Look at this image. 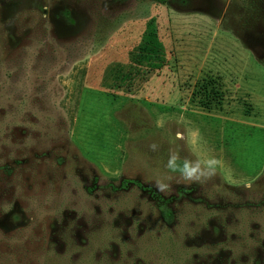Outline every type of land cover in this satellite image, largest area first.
<instances>
[{"label":"rangeland","instance_id":"obj_1","mask_svg":"<svg viewBox=\"0 0 264 264\" xmlns=\"http://www.w3.org/2000/svg\"><path fill=\"white\" fill-rule=\"evenodd\" d=\"M0 264H264V0H0Z\"/></svg>","mask_w":264,"mask_h":264},{"label":"clouds","instance_id":"obj_2","mask_svg":"<svg viewBox=\"0 0 264 264\" xmlns=\"http://www.w3.org/2000/svg\"><path fill=\"white\" fill-rule=\"evenodd\" d=\"M150 148L155 151L157 150V145L152 144ZM179 160L180 157L178 153L170 152L167 168L173 173H179V179L176 181L178 184L204 182L211 179L215 175L216 168L220 164V161L214 157L203 160L197 159L195 161L185 158L182 163H178ZM169 179H171V177H169ZM155 187L162 193L170 189V185L161 180L156 181Z\"/></svg>","mask_w":264,"mask_h":264},{"label":"trees","instance_id":"obj_3","mask_svg":"<svg viewBox=\"0 0 264 264\" xmlns=\"http://www.w3.org/2000/svg\"><path fill=\"white\" fill-rule=\"evenodd\" d=\"M158 1V0H157ZM261 163V162H260ZM260 163H257L256 164V167L254 169H257V167H260ZM129 184L128 181H125L123 186L127 187V185ZM160 213H161V216L163 218V220L167 223V224H171L173 222V220L175 219V215H174V212L169 210V209H166L165 207L161 206L160 207Z\"/></svg>","mask_w":264,"mask_h":264},{"label":"flooded vegetation","instance_id":"obj_4","mask_svg":"<svg viewBox=\"0 0 264 264\" xmlns=\"http://www.w3.org/2000/svg\"><path fill=\"white\" fill-rule=\"evenodd\" d=\"M128 181L129 184L127 185V187L123 186L124 182ZM131 185L138 187L139 189H141L143 192H150L149 190H147L145 187H143L142 183L138 182V181H131V180H123L120 182V185L118 187L113 186V190H115L116 192L119 191H127L128 189H130ZM151 193V192H150ZM174 212V211H173ZM175 215V212H174Z\"/></svg>","mask_w":264,"mask_h":264},{"label":"crops","instance_id":"obj_5","mask_svg":"<svg viewBox=\"0 0 264 264\" xmlns=\"http://www.w3.org/2000/svg\"><path fill=\"white\" fill-rule=\"evenodd\" d=\"M263 166V165H262Z\"/></svg>","mask_w":264,"mask_h":264}]
</instances>
